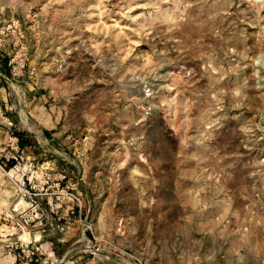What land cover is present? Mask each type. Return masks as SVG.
I'll use <instances>...</instances> for the list:
<instances>
[{
  "label": "rangeland",
  "instance_id": "374dc122",
  "mask_svg": "<svg viewBox=\"0 0 264 264\" xmlns=\"http://www.w3.org/2000/svg\"><path fill=\"white\" fill-rule=\"evenodd\" d=\"M15 133L28 264H264V0H0Z\"/></svg>",
  "mask_w": 264,
  "mask_h": 264
},
{
  "label": "built area",
  "instance_id": "2783aa9c",
  "mask_svg": "<svg viewBox=\"0 0 264 264\" xmlns=\"http://www.w3.org/2000/svg\"><path fill=\"white\" fill-rule=\"evenodd\" d=\"M30 168H32V162L20 147L16 136H8L7 141L0 142V169L6 178L16 185L18 195L23 199H30L28 202L33 206V194L29 188L32 176ZM36 207L33 206V208ZM29 244V242L22 243L19 240H14L7 243L5 248L8 252L18 251L21 257L26 258L25 262H20V264H28L31 260L30 254H34L33 250H29Z\"/></svg>",
  "mask_w": 264,
  "mask_h": 264
},
{
  "label": "crops",
  "instance_id": "0c3cea01",
  "mask_svg": "<svg viewBox=\"0 0 264 264\" xmlns=\"http://www.w3.org/2000/svg\"><path fill=\"white\" fill-rule=\"evenodd\" d=\"M4 178H5L4 173L0 170V183H4ZM32 236L33 235L24 232L22 234L17 235L15 240H19L22 243H26V242H30L28 240H32ZM11 240L14 241V237L10 233L6 232L5 236H2L0 232V242H2V244L0 245V264H20L19 262L20 255L18 251L8 252V250L5 248L6 244L11 242Z\"/></svg>",
  "mask_w": 264,
  "mask_h": 264
},
{
  "label": "water",
  "instance_id": "95a60500",
  "mask_svg": "<svg viewBox=\"0 0 264 264\" xmlns=\"http://www.w3.org/2000/svg\"><path fill=\"white\" fill-rule=\"evenodd\" d=\"M74 253H75L74 250H69V251H67V252L63 255V257H62L60 263H63V262H65L66 260H68V259H69Z\"/></svg>",
  "mask_w": 264,
  "mask_h": 264
},
{
  "label": "trees",
  "instance_id": "16d2710c",
  "mask_svg": "<svg viewBox=\"0 0 264 264\" xmlns=\"http://www.w3.org/2000/svg\"><path fill=\"white\" fill-rule=\"evenodd\" d=\"M15 136L18 137V141H19V145H20V147L25 146L26 141H25V139L23 138L22 133H15Z\"/></svg>",
  "mask_w": 264,
  "mask_h": 264
},
{
  "label": "bare ground",
  "instance_id": "6f19581e",
  "mask_svg": "<svg viewBox=\"0 0 264 264\" xmlns=\"http://www.w3.org/2000/svg\"><path fill=\"white\" fill-rule=\"evenodd\" d=\"M69 251V250H68Z\"/></svg>",
  "mask_w": 264,
  "mask_h": 264
}]
</instances>
